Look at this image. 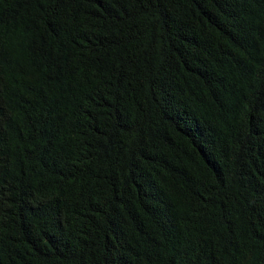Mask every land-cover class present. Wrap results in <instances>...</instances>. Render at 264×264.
<instances>
[{
  "label": "trees",
  "instance_id": "1",
  "mask_svg": "<svg viewBox=\"0 0 264 264\" xmlns=\"http://www.w3.org/2000/svg\"><path fill=\"white\" fill-rule=\"evenodd\" d=\"M0 264H264V0H0Z\"/></svg>",
  "mask_w": 264,
  "mask_h": 264
}]
</instances>
